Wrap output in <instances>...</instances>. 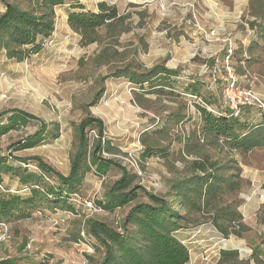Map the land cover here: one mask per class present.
<instances>
[{
  "label": "rangeland",
  "instance_id": "obj_1",
  "mask_svg": "<svg viewBox=\"0 0 264 264\" xmlns=\"http://www.w3.org/2000/svg\"><path fill=\"white\" fill-rule=\"evenodd\" d=\"M151 3L118 9L128 19L116 32L101 28L99 41L88 46L69 27L65 17L69 7L63 6L56 14L55 32L41 53L18 62L0 52V113L19 109L32 114L47 124L48 137L33 149L15 151L13 145L37 133L41 124L37 120L16 128L0 139V160L25 167L18 159L31 158L28 169L39 174L32 158L40 157L57 172L69 175L79 143L77 127L88 114L105 126L102 144L110 150H103L102 157L135 176L129 189L141 186L171 201L174 181L193 177L194 163L209 160L217 173L239 181L240 188L225 192L219 204L242 218L223 220L230 233L225 237L207 210L193 214V225L177 234L188 248V264H259L257 258L264 259V147L241 153L204 138L198 105L224 113L232 99L250 92L255 103L243 106L241 120L254 126L261 123L264 0ZM3 10L0 3V15ZM214 28L219 32L213 33ZM159 64L178 72L172 90L141 89L114 76L126 66L148 70ZM194 81L201 84L198 98L185 91ZM98 137L95 130L89 133V153ZM86 164L89 157L84 169ZM121 176L117 167L106 176L92 168L85 171L76 212L45 208L30 218L10 221L13 234L5 256L17 264H100L105 251L88 234L87 221L94 219L120 232L133 231L131 225L124 228L128 212L136 204L151 203L139 190L137 199L124 208L91 213L84 202L99 206ZM2 178L3 189L28 195L16 177ZM49 183L55 184L56 179ZM30 242L31 252L25 253ZM258 249L261 252L255 254L253 250ZM223 250L238 251V259L222 263Z\"/></svg>",
  "mask_w": 264,
  "mask_h": 264
},
{
  "label": "trees",
  "instance_id": "obj_2",
  "mask_svg": "<svg viewBox=\"0 0 264 264\" xmlns=\"http://www.w3.org/2000/svg\"><path fill=\"white\" fill-rule=\"evenodd\" d=\"M0 3L5 8L0 15V52L4 51L8 59L18 62L43 51L45 42L55 32L58 7H69L68 25L81 37L84 46L99 41L98 31L101 28L106 27L108 33L116 32L120 24L128 19L119 14L116 6L106 2L99 3L97 11L86 10L76 0H0ZM114 76L124 78L141 89L148 86L152 89L172 90L178 72L164 64L148 70L126 66L116 71ZM200 85L199 81L188 83L185 91L198 98ZM242 109L243 107L235 116L230 108L223 113L206 104L198 105L203 137L212 138L217 143L241 153L264 147V109L258 108L262 121L256 126L241 120ZM37 120L41 124L40 130L13 145L15 151L37 147L48 138L47 124L19 109L0 113V139L12 130ZM94 130L99 137L94 150L89 153V133ZM104 131L103 121L91 114L81 121L77 127L78 148L67 176L57 172L40 157L32 158L37 164L39 174L28 169L31 158L18 159L25 167L12 166L6 160H0V188L3 175H10L18 179L24 191H28V195L23 196L3 188L0 190V220L10 223L12 220L27 219L45 208L51 211L76 212V203L72 199L79 193L85 171L94 168L97 175L106 176L112 167H117L122 176L114 183L105 199L98 202L99 207L107 212L124 208L137 199L139 190L147 194L151 203L136 204L128 212L124 228L131 225L135 228L133 231L123 229L120 232L106 223L94 219L87 221L88 234L105 251L100 264H188V248L178 239L177 234L193 225V214L206 210L211 213L210 218L216 230L225 237L229 236L223 220L231 221L242 217L229 206L221 207L219 201L225 192H236L240 188L239 181L217 173L209 160H202L194 163L193 177L174 181L171 201L141 186L129 189L135 176L115 161L101 155L103 150H110L109 145L104 148L102 144ZM147 155L150 156L151 153ZM87 157L89 165L86 164L84 169ZM52 178L56 179L55 184L49 183ZM253 252L256 254L261 251L258 249ZM220 254L222 263L238 259L239 255L235 250H223ZM259 258L257 262L264 264V259ZM2 264L17 263L10 260Z\"/></svg>",
  "mask_w": 264,
  "mask_h": 264
},
{
  "label": "built area",
  "instance_id": "obj_3",
  "mask_svg": "<svg viewBox=\"0 0 264 264\" xmlns=\"http://www.w3.org/2000/svg\"><path fill=\"white\" fill-rule=\"evenodd\" d=\"M234 86H235V83L232 81L230 87L233 88ZM243 94H244V96H243ZM240 95L242 97H240L238 100L232 99V101L230 102V106H229L230 109H232L235 112V116H237L240 113V110L243 106H252L255 103L254 102L255 99L250 92L240 93ZM258 108L264 109V104L261 103V105H259ZM72 202L73 203L78 202L77 196H75L72 199ZM84 204H85V207L93 214L94 213L99 214L103 211L99 206H97L92 201H85ZM12 234L13 233H12L10 223H8L7 221H4V220H0V264H2L4 262H8L11 260V258L8 256H5L4 253H5V251H7V248H9V246H7V244L11 241ZM31 248H32V245L30 242L24 248L25 253H30Z\"/></svg>",
  "mask_w": 264,
  "mask_h": 264
},
{
  "label": "crops",
  "instance_id": "obj_4",
  "mask_svg": "<svg viewBox=\"0 0 264 264\" xmlns=\"http://www.w3.org/2000/svg\"><path fill=\"white\" fill-rule=\"evenodd\" d=\"M76 1L80 4H82L86 8V10L97 11V6L101 2H106L109 5H114L117 7V9H124V8H126L128 6H132V5H143V4H147V3L152 4L151 2L154 0H76ZM155 6H157V4H155ZM3 8H4V6H3ZM60 8L61 7L56 8V14L58 12V9H60ZM4 11H5V8H4L3 12ZM68 13H69V8L65 12V17L67 20H68ZM216 32H219V30L217 28H214L213 33H216Z\"/></svg>",
  "mask_w": 264,
  "mask_h": 264
}]
</instances>
